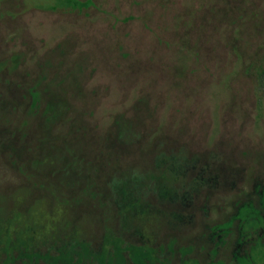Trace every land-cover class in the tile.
<instances>
[{
	"label": "rangeland",
	"instance_id": "rangeland-1",
	"mask_svg": "<svg viewBox=\"0 0 264 264\" xmlns=\"http://www.w3.org/2000/svg\"><path fill=\"white\" fill-rule=\"evenodd\" d=\"M98 56L104 62L130 63L136 71L127 78L129 87L139 83L137 73L143 67L148 78L155 75L160 93L152 98L150 91L145 92L140 95L143 101L151 100L147 104L153 112L168 104L171 115L183 116L180 132L167 140L165 148L174 150L186 146L189 137L198 138V153L212 155L207 161L210 170L225 171L215 198L228 199L248 191V199L234 202L229 221L210 227L208 255L200 252L205 259L197 256V264H214V260L217 264H264V89L258 108L253 88L256 74L264 68V0H0V68L5 69L0 82L8 80L20 64L19 73L29 75L33 68L38 72L34 85L46 81L45 88L71 90L88 74L95 90L100 82L93 80L100 77L101 69L93 58ZM178 56L188 57L184 74L173 63ZM15 94L19 100V89ZM19 122L16 105L0 113V138L13 139V149H19ZM191 128L196 132H189ZM12 153L0 158L12 180L6 191L0 190V264H69L75 262L74 256L81 262L88 256L84 247L75 252L61 245L57 254L53 253L55 245L48 249V244H38L37 231L27 234V225H22L38 210L24 205L27 195L13 184L24 185L28 191L29 182L36 185L40 180L25 169L19 175V162ZM62 200L66 202L54 205L52 215H42V219L50 216L49 224H59L66 231L79 221L73 226L67 221L62 227L71 206L70 200ZM90 201L86 207L94 215L104 212L100 200ZM204 206L194 201L197 213ZM144 224L127 221L128 234L121 238L111 228L105 229L104 236L93 230L92 261L87 264H114L119 251L120 264H135V256L148 259L151 250L161 256L166 250L176 255V244L167 242L176 243L178 237L160 243L150 238L152 233L132 232ZM142 229L147 232L149 227ZM138 249L143 252L136 253ZM157 255L155 264H164Z\"/></svg>",
	"mask_w": 264,
	"mask_h": 264
},
{
	"label": "trees",
	"instance_id": "trees-1",
	"mask_svg": "<svg viewBox=\"0 0 264 264\" xmlns=\"http://www.w3.org/2000/svg\"><path fill=\"white\" fill-rule=\"evenodd\" d=\"M99 58H93L101 69L97 73L100 77L93 80L100 82L95 85V90L87 72L86 78H82L71 90L45 88L46 81L34 85L38 72L33 68L29 75L19 73L20 64L8 80L0 82V113L4 114L16 105L19 121L26 120L19 122V149H13V139H7V136L4 140L0 138V158L5 152H15L12 155L19 162V175L25 169L32 172L29 176L40 180L36 185L29 182L28 191L23 190L24 185L19 184L18 187L12 183L27 195L23 204L34 205L38 210H33L29 222L22 226L27 225L29 236L30 230L38 232V244H48L47 247L55 245L53 253L56 251L58 254L61 245H67L75 252L80 246L84 247L88 256L81 262L74 256L73 263L87 264L92 261L89 246L92 245L90 238L93 230L100 231L104 236L107 234L105 229L111 228L118 231L121 238L129 230L127 221L136 225L143 222L145 224L140 229H131L132 232L144 236L152 233L150 238L160 243L167 242L164 240L172 236L179 240H175L176 243L173 240L167 242L176 244V255L166 250L161 256L151 250L148 259L135 256V264H155L156 255L164 264H197L198 257L204 260L208 255L210 227L229 221L234 202L248 199V191L228 199L219 195L215 198L220 176L224 177L221 173L225 171L210 170L207 161L212 155L198 153V138L189 137L187 147L165 148L167 140L175 138L180 132L183 116L171 115L168 104L157 113L153 112L147 104L151 100L143 101L140 95L145 92L150 91L152 98L160 93L156 89L160 85L155 75L148 78L147 73L144 74L147 69L143 67L137 73L139 83L132 88L127 78L136 69L130 63H118L117 60L104 62L102 57ZM187 58L178 56L173 60L179 68L177 72L184 74L188 68ZM65 66L63 64L61 69H66ZM2 70H5L4 67L0 68V72ZM253 85L255 105L259 108L264 89V68L256 74ZM18 89L19 100L15 94ZM171 118L174 121L169 125ZM185 119L188 120V114H185ZM189 125L198 128L193 123ZM193 130L195 128L188 131ZM6 174L0 159V190L3 191L7 190L6 184L12 181ZM62 199L70 200L68 204L71 205L62 227L67 221L72 226L79 221L75 222L77 227H69L66 231L59 224L48 222L52 219V207L66 202ZM92 199L101 201L99 206L104 207V212L96 207L100 212L94 215L86 207ZM196 199L205 204L198 209V213L194 210ZM42 215H50V219L46 218L43 222ZM146 225L149 227L147 232L142 229ZM162 229L165 231L161 232ZM187 246H192L193 251L192 248L184 250ZM109 252L115 261L114 253ZM141 252L143 250H136V253ZM200 252L206 253L205 257H200ZM119 253L114 264L122 262ZM213 262L217 264L218 261ZM73 263L69 261V264Z\"/></svg>",
	"mask_w": 264,
	"mask_h": 264
}]
</instances>
